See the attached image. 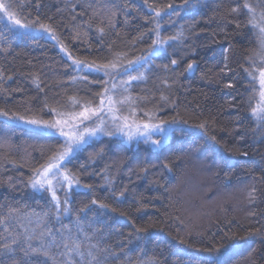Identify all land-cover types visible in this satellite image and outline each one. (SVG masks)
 Masks as SVG:
<instances>
[{"label":"trees","instance_id":"trees-1","mask_svg":"<svg viewBox=\"0 0 264 264\" xmlns=\"http://www.w3.org/2000/svg\"><path fill=\"white\" fill-rule=\"evenodd\" d=\"M23 2L26 10L22 22L25 18L27 22L39 18L40 22L52 24L73 56L106 62L105 58L120 53L131 74L144 71L145 79L132 81L130 86L138 120L147 122L143 112L149 111L156 114V122L173 117L188 121L174 125L184 131L171 133L163 147L156 150L144 141L128 144L117 135H103L85 144L65 164L81 185L90 187L73 185L69 193L70 213L64 215L62 211V220L56 221L49 212L48 227L56 231L62 224L69 225L75 235L79 215L86 221L80 239L87 234L93 236L92 243L101 235L95 229L102 228L106 238L100 242L118 254L110 256L108 264H119L129 257L133 264L138 258H160L163 264L177 260L179 264H203L209 254L197 249L231 244L224 239L225 233L243 236L256 228L264 232V136L258 134L251 116L255 93L248 91L252 85L244 72L250 65L249 58L257 60L259 41L255 29L248 24L243 0H149L148 4L144 0ZM168 3L173 7H164ZM149 5L158 6L161 16L155 17ZM233 7L239 11L232 13ZM94 12L97 15L89 27L85 21ZM101 19L105 24H100ZM109 20L115 28L106 26ZM154 20L160 21L162 37L180 32L183 35L179 40H170L164 52L148 56L143 68L139 63L128 65V59L135 61L151 51ZM235 22H239V28ZM77 26L82 33L87 32L86 40L83 36L72 38ZM98 26L105 27L103 37ZM33 29L37 33L12 28L0 14V109L26 119L51 120L55 113L44 107L45 98L50 107L61 111L70 110L72 96L85 101L95 99V93L102 90L107 80L103 71L77 72L55 40L36 25ZM171 59L177 60L175 66ZM192 60L196 63L189 73L185 69ZM224 63L229 71H221ZM118 73L117 92L121 91L120 81L128 75L124 68ZM84 75L95 82L77 79L73 83V77ZM229 82L234 85L232 88L225 87ZM161 95L168 99L161 100ZM203 121L208 122V135L195 127ZM31 126L0 117V205L4 206L0 207V218L7 215L9 207L19 209L20 214L48 208V193L34 192L29 178L33 168L59 148L63 138ZM212 135L220 145L209 139ZM253 188L256 200L249 203ZM121 191L123 198H119ZM58 194L64 198L63 190ZM92 199L108 204L109 210L92 205ZM83 208L88 212H81ZM133 221L135 226L148 230L139 233L142 239L129 242ZM22 224L37 228L35 222L28 225L24 220H12V231L23 234ZM4 242L0 236V253L4 252ZM21 256L18 252L17 257ZM222 259L223 264H264V238L248 236L226 251ZM0 260L10 264L6 253L0 255Z\"/></svg>","mask_w":264,"mask_h":264},{"label":"snow or ice","instance_id":"snow-or-ice-1","mask_svg":"<svg viewBox=\"0 0 264 264\" xmlns=\"http://www.w3.org/2000/svg\"><path fill=\"white\" fill-rule=\"evenodd\" d=\"M188 0H184L187 3ZM145 4L149 3V0H144ZM39 5H37L38 7ZM243 8L246 10L248 16V24L251 28L257 29L260 40V52L264 53V0H255V3L250 0H243ZM91 7V5H88ZM150 9L155 12V17L161 16V10L158 6L149 5ZM166 8H172L173 4L168 3L164 5ZM26 10V4L16 2V0H0V14L5 18L8 24L12 28L23 29L24 32H28L33 29V25H36L38 30L47 33L51 39L55 40L60 46L72 64L76 66L77 72L83 70H95L97 72L103 71L104 76L111 77L114 73L119 74L118 70L124 68L125 73H128L127 79L120 81L121 91L117 92V85L110 80H105L102 90L95 93V99L81 100L76 96L70 97L71 108L67 111L58 110L55 107H50L45 98L44 107L49 109L50 113H55V118L51 120H44L39 118L26 119L24 116L17 115L16 113H10L0 109V117L5 118L6 121L12 123L23 122L26 125L36 126L40 130H48L53 135H59L63 137V141L59 148L51 151L47 159L41 163L38 167L33 168L32 175L29 178V186L37 193H48L49 199L46 201L48 204L47 209H42L41 212L33 210L20 214V210L9 207L7 209V215L0 218V227H3L4 232L0 233V236L4 237V243L2 245L4 252L0 255L7 254L10 257V264H108V258L110 256L118 255L111 247L104 246L100 241L105 239L102 228H96L95 232L100 233V239L97 242L92 243L93 236L84 234L83 239H80L81 233H83V224L86 222L77 215L75 220L76 232L73 235V228L69 225L62 224L60 229L54 231L53 228L47 226V217L51 212L56 221H61V212L64 215L70 213L69 207V193L71 192L73 185L78 187L89 188V185H81L78 177L74 175L65 164L66 160H69L77 151H79L90 139L96 137L98 134L106 136L123 135L127 138V141H131L135 138L144 137L145 143H151L155 148L159 149L163 147L171 133L177 131L183 132V128H176L174 125L177 123L187 124V120H180L178 117H173L170 120H159L156 122V114L154 112L144 111L143 116L147 118V122L140 121L136 117V107L134 106L136 101L130 95V86L132 81H139L145 79L144 71L136 70V74L133 75L127 67H125L122 54L115 53L111 58H105L106 62H97L95 58L92 60L80 59L73 56L69 48L63 44L60 37L56 34V30L50 23H43L37 20L22 22L21 17ZM75 12V9H73ZM239 11L238 7L231 9L232 13ZM97 13H93L92 17H89L85 23L89 27L92 26L91 20ZM115 15V13H113ZM51 20V17H49ZM75 19V16H73ZM100 24H105L103 19L100 20ZM237 28L240 27L239 22H235ZM109 27L115 28V24L111 20L107 21ZM160 21L154 20V27L152 31L155 34V39L152 40L149 48L151 51L146 56H138L135 61L132 59L127 60L128 65L140 64V67H144V62L147 61L148 56H156L166 50V45L170 40H179L183 35L182 32L172 36L164 38L160 34ZM97 31L100 36H104L105 27H97ZM81 36L87 39V32H81L79 26L74 31L72 38L80 39ZM111 51V48H109ZM250 59V65L244 68V72L247 74L248 82L252 85L249 88L250 93L258 92L259 100L254 107H251V116L256 121V128L259 130L258 134L264 136V55L260 56L261 63L257 65L255 61ZM226 60V58H225ZM171 65L177 64L176 59L170 60ZM196 61L192 60L186 65V71L191 73L194 71V65ZM83 65V68H81ZM167 68V65H165ZM147 69H145L146 71ZM227 63H224L222 72L229 71ZM2 78V77H0ZM11 79V77H9ZM86 81L89 84L94 83L88 76L73 77V83L77 80ZM35 82V81H34ZM167 83V81H164ZM259 85L258 89L256 85ZM37 88L40 87L39 83H36ZM232 83H227L225 87L232 88ZM43 91V89H40ZM0 91H3L0 88ZM161 100H167L168 98L161 95ZM251 106V101H250ZM86 121H91L90 125H86ZM207 121H203L195 127L203 130L205 135H208V129L206 128ZM81 125H85L81 127ZM153 135L158 136V139H153ZM86 137L88 139H86ZM209 139L220 145L221 142L216 139L214 135L209 136ZM247 155V153H241ZM165 167H168L165 165ZM171 170V169H169ZM11 179V178H9ZM264 179V178H262ZM109 186L111 181L108 182ZM63 190V199L58 194ZM256 189L253 188L249 193V203H254ZM113 197L117 196L115 191L111 192ZM124 192L119 193V198H123ZM92 205H96L99 209L109 210V205L98 201L97 199L91 200ZM0 207H4L0 205ZM115 212V208L110 209ZM81 212H88L87 208L80 209ZM92 215L95 216V210L92 211ZM124 215V213H121ZM254 215V213H249ZM12 220H24L28 225L33 222L36 223L37 228H29L25 225H21L24 228L23 234L15 233L12 231L10 222ZM134 226V232L128 233L129 242L132 239H142L139 233L147 232V227L135 226V221L132 222ZM91 226V225H90ZM123 235V234H121ZM259 235L264 238V232L261 229L256 228L245 232L243 236H239L235 233H225L224 239L231 241V244L220 243L219 245L213 244L211 247L197 249L198 251L208 253V257L203 259V264H223V255L226 251L232 247L238 245L239 241L245 239L248 236ZM180 243H184L183 240ZM123 247V244H122ZM192 247V245H189ZM222 249L225 252H222ZM22 253L20 258L17 257V253ZM0 264H4L0 260ZM119 264H133L131 258H127L120 261ZM134 264H163L160 258H138ZM174 264H179V261H175ZM255 264V262H253Z\"/></svg>","mask_w":264,"mask_h":264},{"label":"rangeland","instance_id":"rangeland-1","mask_svg":"<svg viewBox=\"0 0 264 264\" xmlns=\"http://www.w3.org/2000/svg\"><path fill=\"white\" fill-rule=\"evenodd\" d=\"M250 2H253V3H255V0H250ZM5 19V18H4ZM6 20V19H5ZM7 21V20H6ZM16 29H18L19 31H24L23 29H20V28H16ZM255 31H256V33H257V36H258V49H259V51H258V53H259V55H258V57H257V60H256V64L257 65H259L260 63H261V60H260V56L261 55H264V53H261L260 52V40H259V34H258V30L257 29H255ZM28 32H31V33H37V31H33V30H31V31H28ZM115 77H116V73H114L111 77H107V80H110V82H114L115 84H116V80H115ZM256 87H257V89H258V87H259V85H258V83H257V85H256ZM259 100V95H258V92H255V100H254V103H253V107L255 106V104H256V102ZM85 124L86 125H90L91 124V121H87V122H85ZM85 125H81V127H84ZM33 129H35V130H37V131H41V132H46V133H51L50 131H48V130H40V129H37V127L36 126H31ZM58 135V134H57ZM100 136H103V135H100V134H98L96 137H94V138H92V139H90L89 140V142L90 141H92L93 139H95V138H97V137H100ZM117 136H119V137H121V138H123L124 139V141L125 142H127L128 144H134V142H139V141H144V137H139L138 139H133L132 141H131V143H129L128 141H127V138L125 137V136H123V135H117ZM63 138V137H62ZM153 139H158V136H156V135H153V137H152ZM64 139V138H63ZM86 139H88L87 137H86ZM168 139H169V137H168ZM167 139V140H168ZM88 142V143H89ZM167 142V141H166ZM165 142V143H166ZM164 143V144H165ZM149 147H151V148H153V149H157V148H155L151 143H146Z\"/></svg>","mask_w":264,"mask_h":264}]
</instances>
